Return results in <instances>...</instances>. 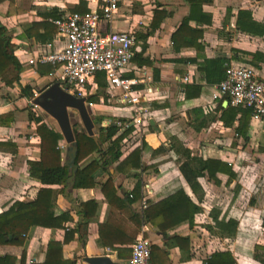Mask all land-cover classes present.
Wrapping results in <instances>:
<instances>
[{
  "label": "crops",
  "instance_id": "1",
  "mask_svg": "<svg viewBox=\"0 0 264 264\" xmlns=\"http://www.w3.org/2000/svg\"><path fill=\"white\" fill-rule=\"evenodd\" d=\"M95 7L96 0L0 2V22L7 27V36L11 38V43L15 47L14 54L24 67L20 84H15L13 87L6 86L0 77V115L12 113L14 117L10 125H0V142L11 143L15 148V150L8 148L0 150V213L7 210L16 200L34 199L41 187L57 190L62 188V185L58 184H42L30 176V163L40 160L41 157L40 136L37 134V124L29 120L30 100L20 94V85H31L35 95H38L56 82V74L61 72L58 66L54 67L50 64H28L29 59L38 57L44 51L46 43H53L54 49H59L65 44V40L58 37L57 27L50 14L56 13L62 17L69 12H82ZM156 9L163 11L165 16L155 22ZM191 9L192 6L187 0H119V9L113 20L100 22V29L103 32L132 30L136 33L135 54L124 71V76L140 77L141 83L138 88L152 89L155 96L150 102L143 103L151 114L143 126L134 127L133 132L125 138L120 160L108 165L106 170L101 168L95 172V186L73 187L71 192L73 201L66 196L67 187L59 194L55 214L69 211L74 219L72 226L81 218L82 203L93 200L97 202L95 216L88 226L86 244L84 245L78 237L65 244L63 247L65 260H73L75 264H88L84 260L86 255H106L121 264H128L132 244L139 236L145 233L148 236L150 232L160 237L158 241H151L169 251L171 264H205L204 259L208 255L222 250H230L234 254L236 262L231 264H263L254 254L255 246L264 243L259 241L249 243L247 237L239 236L240 223L236 235L232 238L211 234L206 228L207 225L202 227L210 234L203 233V229L196 231V226L191 228L188 222L174 226L167 230L165 235L151 225H144L140 216L151 204L180 189H184L202 209L196 214L195 222L199 215L207 217V214L202 212L213 210L209 209L205 200L212 194L210 191L219 189V186L222 187L227 183L231 188V194H236L239 201V193H241L238 191L239 184L245 176L240 177L238 170L242 162L237 163L236 158H241V149H246L247 153L248 149L258 150V156L259 147L262 146L264 150V121H254L251 118L247 144L236 136L234 127L225 126L219 119L222 113L219 104L222 102L226 107L229 105L228 102L226 105L225 99L211 101L216 84L207 83L198 65L189 61L197 58V49L193 46H180L181 39L178 43L174 40L173 36L183 20L190 15ZM198 9L199 12L195 13L198 18L190 20L189 25L204 30L201 41L205 48L199 60L205 56L226 58L228 64L251 63L264 78V61H258L255 65L254 57L257 52L264 53V33L255 35L237 27L241 10L251 11L253 19L264 24V0H205ZM202 11L210 16V22L201 19ZM153 21L158 23L156 27H153ZM187 76L190 79L185 81L184 78ZM96 77L97 87L92 90L89 97L100 91ZM102 78L106 83L104 87L106 94L107 82L104 77ZM191 84L202 86L200 95L186 94V86ZM112 100H115V103ZM93 103L95 105L91 111L96 115L93 118L104 117L100 124L102 127L109 125L111 119L124 118L129 121L135 114L128 104L121 103L116 96L108 99L100 96L99 101ZM151 119L154 120L155 126L151 125ZM46 121L49 123L48 120ZM237 124L238 122L235 123ZM97 129L98 127L95 133L98 135ZM178 143L189 147L194 154L204 159L215 158L231 163L237 172L236 179L229 180L227 175L219 174L221 183L215 184L207 178H199L204 190L203 197L199 200L181 173L179 159L184 160V158H181L173 147ZM60 145L65 149L63 158L65 164L68 145L64 137ZM106 147L107 144L104 148ZM136 149L141 150V157L128 169V165H123V161ZM98 156L99 153L94 152L81 164H87ZM110 175L117 189V195L123 200L128 201V195L139 183L141 198L127 204L123 209L114 208L102 189ZM73 202L76 208H73ZM143 203L147 205L144 206ZM238 205L240 204L229 203L222 208L228 209L231 206L233 211ZM230 218L234 217L227 216L225 220ZM108 221L113 225L101 231L100 225ZM203 222L206 220L204 219ZM214 223L210 218L208 224L214 225ZM101 232L105 241L101 238ZM64 235V229L34 226L29 230L23 245H0V255L14 256L15 264H21L23 258L28 264L43 263L47 257L48 243L52 240L63 241ZM169 235L189 236L188 247L181 248L175 245L170 241ZM107 242L115 243L113 248Z\"/></svg>",
  "mask_w": 264,
  "mask_h": 264
},
{
  "label": "trees",
  "instance_id": "2",
  "mask_svg": "<svg viewBox=\"0 0 264 264\" xmlns=\"http://www.w3.org/2000/svg\"><path fill=\"white\" fill-rule=\"evenodd\" d=\"M2 1L4 0H0V2ZM187 1L192 6L191 13L183 20L173 38L177 43L181 39L180 46H193L197 49V58L190 59L189 61L198 65V69L207 83L211 85L218 84L225 77L228 61L226 58H208L205 56H203L202 60H199L205 48V45L201 41L204 30L202 28L191 27L189 22L194 18H198L195 13L199 12L198 7L205 0ZM200 14H202L201 19L203 21L210 22L209 15L204 14L203 11ZM50 15L52 19L60 17L56 13ZM164 16L165 13L163 11L155 10V22L160 19L162 20ZM155 22L153 21V27H156V24H158ZM237 27L255 35H262L264 33V24L254 20L249 10L239 11ZM14 49L15 47L11 43V38L7 36V27L0 22V77L8 87L20 84L21 73L24 70L22 63L14 54ZM254 57L256 59L255 65L258 64V61H264V53L262 52L255 53ZM102 77V73H99L96 77L100 91L89 97V101L91 102H98L100 96L109 98L107 92L104 94L106 83ZM186 92L187 95H190L189 93L200 95L202 86L199 84L187 85ZM20 94L26 96L29 100L35 97V92L31 85H20ZM29 107L28 117L31 122L33 121L37 124V134L40 136L41 150L40 160L30 163V176L42 184H58L62 185V188L57 190L50 187H41L34 199L16 200L7 210L0 213V245H23L29 230L34 226L64 229L65 235L63 241L52 240L48 243L46 260L43 263L33 262L30 264H75L73 260H65L63 258V247L65 244L75 240L76 237L84 245L86 244L88 226L95 216L97 202L93 200L81 204L83 207L80 211L81 218L74 226L71 225L74 219L69 211H65L59 215L55 214L57 199L59 194L63 193L67 187L69 172L68 166L63 162L65 149L60 145L63 135L59 130L52 127L46 121L43 114L37 112L33 105H29ZM219 109L222 110L219 119L225 126L234 127L235 135L242 138L244 143L247 144L249 142L248 130L252 111L248 108H238L230 104L224 107L222 102L219 104ZM13 118L12 113L0 115V125H10ZM103 119L104 117L98 116L95 118V121L100 125ZM118 121L126 122L127 119H111L109 125L104 127L99 126L98 142L93 137L87 135L82 129H79L78 125L74 127L78 142L76 164L79 165L74 179V187H94L96 184L94 178L95 172L101 168L106 170L108 165L120 160L123 142L133 132L134 127L129 125L122 130L118 125ZM236 122H238L237 125H235ZM105 144H107L106 148H104ZM173 147L181 158H184V160L179 159L181 173L199 200L202 199L204 194L199 178H207V180L213 181L215 184H220L219 174L227 175L229 180H235L237 177V172L233 165L227 161L215 158L204 159L198 154H194L189 147H185L182 143L174 144ZM7 148L15 150L13 144L0 142V150ZM94 152H98L99 156L82 165L83 160ZM140 157L141 150L136 149L123 161V165H128V169H130ZM102 189L109 203L117 209H123L127 204L140 199L142 195L141 184L139 183L134 187L131 194L128 195V201L123 200L122 197L117 195V189L111 175L103 184ZM201 210L200 205L196 204L184 189H180L168 197L151 204L140 216H142L144 225H151L166 235L167 230L182 222H188L189 226L193 228L195 216ZM214 221V225L206 226L211 234H216L222 238H232L236 235L238 228V221L236 219L230 218L225 220V218L220 219L216 216ZM112 225L113 223L110 221L101 224V231ZM115 232L111 233L114 234ZM145 236H147L146 233ZM101 238L105 239L102 232ZM169 238L170 241H173L175 245L181 248H187L190 242L189 236L169 235ZM107 244L113 248L115 243L107 242ZM167 245L170 248L169 243ZM255 250L263 252L262 255L255 253L254 256L264 264V245L257 244ZM151 259L153 264H171L169 251L156 243H152ZM15 260L16 258L11 255H0V264H15ZM235 262L236 258L230 250L215 251L204 259L205 264H231ZM21 264H28L25 258L22 259Z\"/></svg>",
  "mask_w": 264,
  "mask_h": 264
},
{
  "label": "built area",
  "instance_id": "3",
  "mask_svg": "<svg viewBox=\"0 0 264 264\" xmlns=\"http://www.w3.org/2000/svg\"><path fill=\"white\" fill-rule=\"evenodd\" d=\"M118 9L119 0H96L95 8L69 12L53 19L58 37L65 40V44L54 49L53 43H46L44 51L38 57L29 59L28 64L58 66L61 72L56 74L57 81L77 97H89L97 87L96 75L102 73L109 97H118L135 113L129 121H118V125L138 128L151 114L143 103L150 102L155 95L152 89H137L140 77L124 76L135 54L136 33L132 30L103 32L100 29V22H111ZM189 79L188 76L184 78L185 81ZM215 89L212 102L225 99L234 107L250 109L252 120L264 121V78L251 63L228 64L224 79L215 85ZM32 99L30 104L38 107ZM87 104L90 108L95 105L89 100ZM151 257L152 241L142 234L132 244L128 264H153Z\"/></svg>",
  "mask_w": 264,
  "mask_h": 264
},
{
  "label": "rangeland",
  "instance_id": "4",
  "mask_svg": "<svg viewBox=\"0 0 264 264\" xmlns=\"http://www.w3.org/2000/svg\"><path fill=\"white\" fill-rule=\"evenodd\" d=\"M254 68L256 69V71H259L256 67ZM137 89H139L138 85H137ZM112 101L113 103H115V100ZM35 109L37 110V112L43 114V110L39 106L36 107ZM91 115L93 117L96 116L93 111H91ZM45 118L46 120L49 121L50 125H52L55 129L59 130L58 124L53 118L50 119L47 117ZM74 120L78 122L76 118H74ZM79 122L80 124L77 127L79 129H83L81 120H79ZM98 131L99 128L97 129V132ZM262 149L263 147L260 146L259 156L257 155L258 150L255 151L248 149L249 151L247 153L246 149H245L246 151L241 149V158L239 159L236 158L237 159L236 161L237 163L239 161L242 162V165L240 166V169L238 171H240L239 172L241 174L240 177H244V176L245 177L241 180L242 181L241 184H239L240 189L238 191L239 192L241 191V193L238 192L240 194L239 201L237 200L236 194L234 195L231 194L232 192L231 188H229L227 183L222 187L219 186V189L217 188V190L213 191L214 193L210 191V193L212 194L205 201L209 209L210 210L213 209V210L207 213L202 212L203 214H207V217L206 216L200 217L199 215L197 221L194 224L197 229L196 231H200L201 229H203L202 230L203 233L210 234L209 232H206V230L204 231L205 228L202 227V225L203 226L213 225V224H208L210 218H212L214 221V218L216 216H218L219 218L220 217L225 218L227 216L234 217L238 221V225L240 223L239 236L247 237V239H249V243L255 241L264 243V150ZM240 164L241 163H239V165ZM235 189H237L236 185H235ZM229 203L231 205L235 203H238L240 205L235 207L233 211L231 210V206H229L228 209L222 208V206H225L226 204ZM253 206H255L254 208L258 207L259 209H254ZM204 219L206 220V222H203ZM147 237H149L153 242L158 241L160 238V237L158 238L157 235L152 234L150 232H148ZM244 244L246 245V243ZM255 253H258L260 255L263 254L262 251H256V250Z\"/></svg>",
  "mask_w": 264,
  "mask_h": 264
},
{
  "label": "water",
  "instance_id": "5",
  "mask_svg": "<svg viewBox=\"0 0 264 264\" xmlns=\"http://www.w3.org/2000/svg\"><path fill=\"white\" fill-rule=\"evenodd\" d=\"M88 100L89 97H77L70 94L58 81L49 85L32 99V103L43 110L45 117L49 119L53 118L57 122L59 131L62 133L68 145L65 155V165L69 168L66 196L72 201L74 199L71 192L74 187V178L79 168L76 164L78 142L74 127L80 124L79 120H81L83 125L82 130L98 142L95 129L97 127L99 128V124H97L91 115V108L87 104ZM74 118H76L78 122L75 121ZM150 123L155 126L153 119L150 120ZM72 206L76 208L74 202ZM84 260L88 264H121L106 255H86Z\"/></svg>",
  "mask_w": 264,
  "mask_h": 264
}]
</instances>
